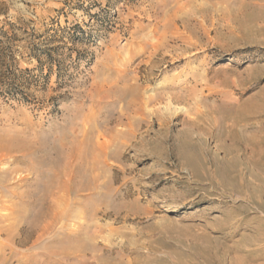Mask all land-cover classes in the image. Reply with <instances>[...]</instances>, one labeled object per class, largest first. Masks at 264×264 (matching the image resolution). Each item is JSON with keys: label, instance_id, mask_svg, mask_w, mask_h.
<instances>
[{"label": "rangeland", "instance_id": "1", "mask_svg": "<svg viewBox=\"0 0 264 264\" xmlns=\"http://www.w3.org/2000/svg\"><path fill=\"white\" fill-rule=\"evenodd\" d=\"M0 39V168L86 135L107 183L0 264H264V0H0Z\"/></svg>", "mask_w": 264, "mask_h": 264}, {"label": "bare ground", "instance_id": "2", "mask_svg": "<svg viewBox=\"0 0 264 264\" xmlns=\"http://www.w3.org/2000/svg\"><path fill=\"white\" fill-rule=\"evenodd\" d=\"M137 88L136 85H132L130 90L132 92ZM86 138L85 135V138L80 141L77 152L71 149L67 154H64L56 147H52L50 150L35 148L30 152L29 146H27L28 148L26 149L30 153L28 152L26 154L25 152L23 155L20 154L21 156L18 157L17 161L26 162L30 166L31 172L28 174H23L25 170L20 168L21 166H3L0 168V198L11 196L19 199V202L16 203L14 209L8 216H0V218L3 216L7 219L13 218L14 220L0 227V233H6L8 238L13 237L12 233L21 232V229L30 233H39L34 241V246L38 247L40 240H42L41 238L45 236L44 234L51 233L54 227L64 218V215L66 214L65 217L68 216L67 212L69 211L66 210L65 213V210L60 209L63 204L66 203V206L69 207L72 203L82 204L84 201L97 197L101 202V209L104 210L106 208L107 183L101 180L99 174L98 176L92 175L93 172L89 173L84 168L85 163L90 161L88 160L87 162L85 160L89 153H87L88 140ZM6 142L7 140L3 141L1 145H4L10 151L12 143ZM19 146L21 147V145ZM21 148H24V146ZM104 164L102 158L98 159L94 157L92 161L93 168L95 166L103 170ZM92 167L91 169H93ZM99 179L101 180L100 182H98ZM22 187H25V189ZM95 188H98L97 191H94ZM9 215L11 216L9 217ZM69 233L79 232L70 231ZM5 247L6 259L4 262H7L10 258L12 259L15 255L24 254L21 250L24 249L23 242H18L16 239H14L11 245Z\"/></svg>", "mask_w": 264, "mask_h": 264}, {"label": "trees", "instance_id": "3", "mask_svg": "<svg viewBox=\"0 0 264 264\" xmlns=\"http://www.w3.org/2000/svg\"><path fill=\"white\" fill-rule=\"evenodd\" d=\"M3 34L6 36V33ZM11 48L10 43H4L0 39V91L6 89L14 93L21 89L16 83V71L18 68L16 63H14L15 59Z\"/></svg>", "mask_w": 264, "mask_h": 264}]
</instances>
